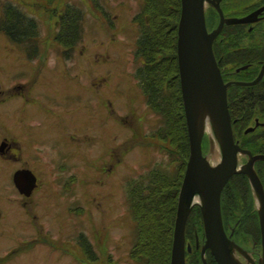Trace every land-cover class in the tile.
I'll return each instance as SVG.
<instances>
[{
    "label": "rangeland",
    "instance_id": "1",
    "mask_svg": "<svg viewBox=\"0 0 264 264\" xmlns=\"http://www.w3.org/2000/svg\"><path fill=\"white\" fill-rule=\"evenodd\" d=\"M68 2L82 9L83 19L80 42L70 58H64L54 35L58 16ZM7 5L19 8L37 22L39 52L35 58L44 62L49 81L45 106L61 112L59 120L49 115L47 145L42 151L46 165L37 167L35 155L30 156V164L45 181L49 196L63 198L65 213L82 209L83 213L66 216V226L73 229L70 222L76 223L81 232L89 234L87 237L99 255L106 253L104 246L112 249L114 261L109 264H143L131 256L137 230L128 203V188L157 167L171 176L170 172L178 171L180 162H172L173 157L167 153L171 146L168 142L151 136L162 121L147 105L135 78L140 59L135 56L138 34L133 17L142 0H97V4L92 0H0V15ZM208 8L206 3L205 10ZM6 40L10 39L0 30L2 55L9 45L8 41L4 45ZM179 97L181 100L180 91ZM177 128V136L188 146L185 122L179 121ZM31 134L34 137L37 132L32 130ZM211 136L205 131L202 150L206 154L214 147ZM184 169L185 166L177 172L178 192ZM64 184L67 186L63 190ZM195 206L198 204L192 209ZM194 213L188 215L186 236L192 245L197 240L202 246L203 226L202 222L200 226L197 221L192 222ZM249 220L243 221L245 227L254 224ZM235 224L232 221L231 227ZM66 230L73 238L74 232ZM254 245L259 244H240L260 258L261 248ZM72 248L75 250L64 256L72 261L73 255L81 258V250ZM101 255L97 264H107ZM45 264L64 261L58 262L51 254ZM79 264H84L83 258Z\"/></svg>",
    "mask_w": 264,
    "mask_h": 264
},
{
    "label": "flooded vegetation",
    "instance_id": "2",
    "mask_svg": "<svg viewBox=\"0 0 264 264\" xmlns=\"http://www.w3.org/2000/svg\"><path fill=\"white\" fill-rule=\"evenodd\" d=\"M208 5L205 22L207 30L211 31L219 24L220 16L210 3ZM219 7L224 19L251 18V21L224 23L213 40L212 50L223 81L229 84L227 103L233 141L252 155H264V0H220ZM23 42L26 41L6 40V52L0 53V264H45L51 254L64 264H79L82 258L84 264H97L101 254L95 251L93 242L87 237L89 234L81 232L76 223L70 222L73 229L71 225L66 226V216L80 213L82 209L65 213L63 198L49 196L45 181L30 164V156L35 155L37 167L46 165L42 151L47 145L49 115L59 120L61 112L45 106L48 101L46 83H49L45 64L39 63L38 58L24 48ZM94 85L92 83V87ZM240 111H243L241 115ZM32 130L37 132L34 137ZM237 156L240 164L248 160L247 155L238 153ZM258 162L264 161L254 163L256 172ZM237 174L242 173L233 174L222 188L223 191L231 180L223 197L222 191L220 194L223 228L237 245L251 241L261 248L256 197L248 183L253 203L247 207L243 200L237 201L239 187H235L237 179L233 177ZM70 181L73 180L70 178ZM66 186L64 184L62 189ZM262 188L264 192L263 184ZM238 210L242 219L250 222L249 218L254 224L245 227L243 223L245 228L235 231L236 224L232 228L231 222L241 218ZM66 229L74 232L73 238L70 239ZM185 240L191 246L190 252L185 250V264H217L209 250L204 255L209 252L215 263L201 256V246L199 243L196 246V240L192 245L186 231ZM72 247L81 250V258L73 255L72 261L64 256L75 250ZM103 250L106 253L101 256L106 263L114 261L112 249L104 246ZM245 251L257 262L258 257ZM233 254L242 263L252 264L249 257L238 251Z\"/></svg>",
    "mask_w": 264,
    "mask_h": 264
},
{
    "label": "trees",
    "instance_id": "3",
    "mask_svg": "<svg viewBox=\"0 0 264 264\" xmlns=\"http://www.w3.org/2000/svg\"><path fill=\"white\" fill-rule=\"evenodd\" d=\"M92 2L97 4V0ZM68 3L64 5L58 16L54 35L55 41L62 48L64 58H70L72 50L80 42L83 19L82 9ZM179 17L180 0H142L141 8L133 17L138 34L135 41V56L140 59V64L135 70V78L147 105L162 121V125L157 127L151 136L171 145L167 153L173 157L172 162H180L177 164L178 171L186 165L187 160L183 161L184 156L187 155L188 158V146L185 140H180L177 136V124L179 121L182 124L185 122L179 97L180 83L176 55ZM0 30L10 40H25L23 46L33 57L39 52L38 24L19 8L11 5L3 6ZM238 108H241V104ZM242 113L243 111H240L239 115ZM263 167L264 162H258L256 165L264 186ZM162 171L158 167L154 168L139 182L131 184L128 188V203L137 230L131 256L135 261L143 264H168L170 258L174 210H176L180 182L177 176L179 177L180 173L175 172V176V173L170 172V176ZM173 176L175 177L172 178ZM233 177L237 179L234 182L235 187H239V196L236 191L237 201L243 200L245 206H250L253 197L248 180L242 174ZM229 183L222 191V197ZM145 190L146 192H143ZM238 212L241 218L233 220L236 221L235 231H241L242 223L245 221L239 210ZM192 213H194L192 222L195 224L197 221L200 226L199 209L197 207L192 209ZM188 257L189 255L187 259ZM206 257L209 263H215L209 252Z\"/></svg>",
    "mask_w": 264,
    "mask_h": 264
},
{
    "label": "water",
    "instance_id": "4",
    "mask_svg": "<svg viewBox=\"0 0 264 264\" xmlns=\"http://www.w3.org/2000/svg\"><path fill=\"white\" fill-rule=\"evenodd\" d=\"M219 1L180 0L176 55L189 154L178 192L169 264H185V250H191L185 242V226L196 203L200 208L204 232L201 256L209 250L217 264H244L233 254L238 251L249 257L252 264H264V192L254 168L256 161H264V155H252L233 141L227 103L229 84L223 81L212 50L213 40L224 23L251 21V18L224 19ZM206 3H210L220 16L219 24L211 31L207 30L205 22ZM205 131L212 134L210 144L214 147L203 155ZM215 143L221 156L212 163L208 156L213 154ZM238 153L248 156L246 163H239ZM235 173L247 177L258 205L262 253L257 262L227 238L222 224L220 194Z\"/></svg>",
    "mask_w": 264,
    "mask_h": 264
},
{
    "label": "bare ground",
    "instance_id": "5",
    "mask_svg": "<svg viewBox=\"0 0 264 264\" xmlns=\"http://www.w3.org/2000/svg\"><path fill=\"white\" fill-rule=\"evenodd\" d=\"M206 127H207V129H208V128H209V125H207ZM209 156H210V159H209V160H210L212 163H215V162H217V161L219 160L221 154H220V151H219V148H218L217 143H215V149H214V151H213V154H211V155H209Z\"/></svg>",
    "mask_w": 264,
    "mask_h": 264
}]
</instances>
